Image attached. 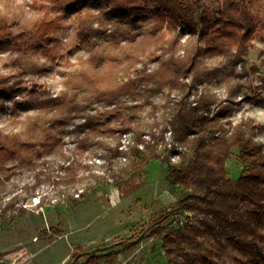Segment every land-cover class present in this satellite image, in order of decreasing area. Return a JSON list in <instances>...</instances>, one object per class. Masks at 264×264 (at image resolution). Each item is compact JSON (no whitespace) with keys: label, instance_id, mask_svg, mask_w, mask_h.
<instances>
[{"label":"trees","instance_id":"obj_1","mask_svg":"<svg viewBox=\"0 0 264 264\" xmlns=\"http://www.w3.org/2000/svg\"><path fill=\"white\" fill-rule=\"evenodd\" d=\"M59 2L42 0V8L58 6ZM66 11L72 15L69 36L76 48L87 53L86 66L65 80L58 94L37 99L48 111L30 119L24 132L0 133V186L14 168L37 167L36 181L43 174L57 181L68 177L65 185L72 183L59 191L54 205L78 202L83 194L75 196L70 189L81 164L72 163L70 155H63L57 163L49 157L61 151L65 136L73 135V150L98 147L101 158L108 163L107 174L96 176L82 190L97 184L118 185L153 159L167 166L170 184L190 190L173 207L196 211L201 216L197 222L188 220L162 236L167 264H191L184 245L210 233L216 235L220 246V237L224 236L229 244L252 254L264 236L260 230L264 219V143L256 138V124L234 121L232 106L224 104L226 100L233 103L238 87L230 84L223 98L206 85L210 77L228 82L236 76L235 64L244 61L254 46L261 19L250 1L218 0L216 10L210 11L204 0H73ZM46 17L41 15L34 27L50 24ZM3 27L8 30L5 37L12 36L6 19ZM22 27L18 36L25 32ZM167 27L177 30L178 36L195 37V41L182 56L174 53L172 43V51L167 56L159 55L157 67L149 69L146 58L150 51L143 49L142 41L146 35ZM218 55L227 61L210 66L203 60ZM9 78L0 74V109L10 110L15 116L29 102L16 97L20 90L17 82H7ZM165 89L175 90L178 97L169 100L162 119L153 114L147 132L137 128L138 122L121 120L125 103L137 101L145 91H149L144 96L147 104L155 111L156 104L148 96L151 91ZM8 100L10 104H6ZM130 132L131 142L121 144V135ZM114 133L115 140L104 139ZM234 148L244 163L235 180L227 176L225 167ZM120 157L129 160L121 163L117 161ZM9 162L12 165L8 166ZM1 199V209L9 210L8 215L3 214L4 220L26 214L23 206L15 205L17 194L4 205ZM47 204L50 202L46 196L38 201L39 207ZM169 215L167 212L161 218ZM154 232L159 234L161 229Z\"/></svg>","mask_w":264,"mask_h":264},{"label":"rangeland","instance_id":"obj_2","mask_svg":"<svg viewBox=\"0 0 264 264\" xmlns=\"http://www.w3.org/2000/svg\"><path fill=\"white\" fill-rule=\"evenodd\" d=\"M71 1L60 0L58 6L47 5L43 10L42 0H0V74L10 77L8 83L17 82L20 91L16 97L29 102L15 116L10 110L0 109V133L24 132L30 119L48 111L37 99L58 94L65 80L77 75L86 66L87 53L76 48L69 36L72 15L69 16L66 7ZM249 1L254 13L261 19L259 32L253 40L254 46L244 61L235 64L236 76L228 82H217L210 77L206 85L223 98H226L230 84L237 86L233 103L226 100L224 104L232 106L231 118L234 121L250 120L256 124V138L264 143V0ZM204 3L210 11H214L218 0H204ZM43 14L51 23L35 28L33 23L40 21ZM4 19L12 34L8 38L5 37L8 30L3 27ZM21 26L25 32L18 36ZM177 36V30L167 27L144 37L143 49L150 51L146 58L149 69L157 67L159 55L167 56L172 51L169 49L172 43L174 53L182 56L195 41V37ZM5 38L11 40L6 42ZM203 60L210 66L227 61L223 55ZM137 65L141 66V63ZM147 93L149 91L137 96V101L126 102L121 118L138 122L137 128L142 132H147L154 113L162 119L168 110L169 100L178 97L175 90L151 91L148 98L156 104L154 111L144 97ZM6 104H10V100ZM135 105L139 107L132 110ZM164 135L167 139L169 132ZM115 137L116 133L110 139H104L115 140ZM131 138V132L123 134L120 142L126 146ZM72 140L73 135L65 136L61 151L49 157L57 163L63 160V155H70L72 163L81 164L75 185L70 189L75 196L83 194L78 202L54 205L59 200V191L72 183L65 185L68 177L57 181L43 174L36 181L37 167L14 168L0 186L3 205L13 194H17L15 205L23 206L26 213L11 221L4 220L3 214L8 215L9 210L3 211L0 206V264H167L162 236L188 220L197 222L201 216L196 211L173 207L188 196L190 190L170 184L167 166L157 159L133 171L118 185L97 184L88 191L82 190L96 176L107 174L108 163L101 158L98 147L73 150ZM176 158L172 156V160ZM128 160L117 158L121 163ZM83 164L90 167L86 169ZM9 165H12L11 162ZM225 167L228 177L233 180L239 177L244 163L237 157V148L231 151ZM42 196H46L50 204L39 207L38 201ZM167 212L170 215L161 218ZM240 212L246 215L244 209ZM158 228L161 229L159 234L154 232ZM260 228L264 234V219ZM217 239L215 234L210 233L196 243L185 244L191 264H264V236L252 254L229 244L224 236L220 237L223 246L217 243Z\"/></svg>","mask_w":264,"mask_h":264},{"label":"crops","instance_id":"obj_3","mask_svg":"<svg viewBox=\"0 0 264 264\" xmlns=\"http://www.w3.org/2000/svg\"><path fill=\"white\" fill-rule=\"evenodd\" d=\"M114 196H115V194H114Z\"/></svg>","mask_w":264,"mask_h":264}]
</instances>
